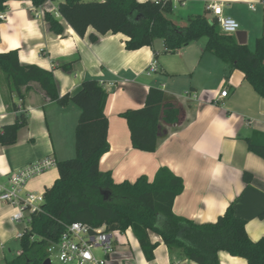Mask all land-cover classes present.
I'll list each match as a JSON object with an SVG mask.
<instances>
[{
  "label": "crops",
  "instance_id": "1",
  "mask_svg": "<svg viewBox=\"0 0 264 264\" xmlns=\"http://www.w3.org/2000/svg\"><path fill=\"white\" fill-rule=\"evenodd\" d=\"M170 1L169 17L177 25L206 11L213 17L208 6L220 3L223 14L239 24L238 32L244 34L250 50L264 34V0ZM45 7H34L30 1L6 2L5 20L0 23V53L16 51L20 64L51 71L60 97L74 94L84 80L99 82L107 93L109 123V151L100 160L101 170L110 171L115 183H132L142 175L152 181L159 168L167 167L183 181V191L172 204L174 215L207 224L232 207L234 216L245 221L250 240L264 237V220L258 218L264 211V160L247 147V140L264 146V99L243 73L205 51L202 42L167 52L163 41L157 39L151 47L129 51L123 34L98 35L92 43L89 35H97L94 29L88 28L85 36L79 37L61 19L65 32L57 36L44 20ZM233 36L237 40L236 34ZM153 62L156 70L149 72ZM64 65H70V71L63 70ZM150 88L161 89L166 100L180 108L178 123L163 126L153 153L132 148L127 123L119 116L127 109L143 107ZM225 89L227 96L220 98ZM19 92L23 98L10 89L0 70V130L13 124L20 112L27 120L14 145H0V184L4 187L14 171L27 165L44 158L56 163L75 157L79 110L70 102L64 106L51 102L36 83L22 86ZM244 173L252 175L249 184L243 180ZM57 178L54 166L28 179L24 192L44 194ZM12 212L0 201V264L21 253V248L12 250L22 231L10 220ZM149 236L158 244L152 261L145 259L129 229L115 236L114 253L107 264H197L180 251H169L160 237ZM218 262L247 264L225 252L218 253Z\"/></svg>",
  "mask_w": 264,
  "mask_h": 264
},
{
  "label": "trees",
  "instance_id": "2",
  "mask_svg": "<svg viewBox=\"0 0 264 264\" xmlns=\"http://www.w3.org/2000/svg\"><path fill=\"white\" fill-rule=\"evenodd\" d=\"M10 0H0V13ZM30 1L41 7L47 0ZM170 0L139 3L136 0H63L55 14L44 13L49 31L63 36V20L79 37L88 28L96 31L89 41L97 42L108 33L123 34L129 51L151 47L157 39L167 52L203 43L204 50L232 69L243 73L253 90L264 99V34L255 42L254 50L240 45L233 35L220 32L215 17L206 11L177 25L170 19ZM1 23V19H0ZM99 35V36H98ZM70 71V65L62 66ZM0 70L7 85L21 98L20 88L36 83L45 96L59 105L72 103L80 112L75 127V157L58 161V178L43 194L40 208L29 215L19 237L21 253L4 264H43L47 247L56 241L64 228L72 223H84L91 228L105 226L106 232L131 229L147 261L153 260L157 243L150 234L160 237L169 251H180L183 257L197 264H219L218 253L225 252L247 264H264V237L249 239L245 221L234 216L228 207L213 223L196 224L172 213V204L183 191V181L167 167L157 170L152 181L144 175L134 182L115 183L110 171H102L100 160L109 151L108 119L105 115L107 93L97 80H84L72 95L60 97L53 73L36 65L19 63L17 52L0 53ZM13 110L18 112L17 107ZM130 132L134 150L153 153L163 133V126L177 124L180 108L167 101L161 89L150 88L143 107L127 109L119 115ZM27 120L20 112L11 125L0 130V145L17 142L18 132ZM248 150L264 160V146L247 140ZM252 175L243 174L245 184ZM106 193V196L102 194ZM264 220V211L259 214Z\"/></svg>",
  "mask_w": 264,
  "mask_h": 264
},
{
  "label": "built area",
  "instance_id": "3",
  "mask_svg": "<svg viewBox=\"0 0 264 264\" xmlns=\"http://www.w3.org/2000/svg\"><path fill=\"white\" fill-rule=\"evenodd\" d=\"M52 0L45 2L46 12L57 15ZM253 9V6L250 7ZM213 17H215L218 28L225 35H235L239 31V24L231 17L223 14L220 3H211L208 6ZM45 13V12H44ZM1 21L5 15L0 13ZM149 72L156 70L155 62L149 66ZM227 96V90H222L220 98ZM55 166L51 158H44L34 164L27 165L14 171L8 179V187L0 184V201L9 205L13 212L10 220L15 223L29 222L31 212L40 208L43 203V194L24 192L25 183L28 179L42 174L44 171ZM128 228L127 230H129ZM126 230V231H127ZM120 232H106L105 226L91 228L84 223H72L64 228L56 241L50 242L47 247V259L53 264V259L59 264H107L114 253L115 236ZM21 236V232L18 237ZM100 250V255L95 253Z\"/></svg>",
  "mask_w": 264,
  "mask_h": 264
},
{
  "label": "rangeland",
  "instance_id": "4",
  "mask_svg": "<svg viewBox=\"0 0 264 264\" xmlns=\"http://www.w3.org/2000/svg\"><path fill=\"white\" fill-rule=\"evenodd\" d=\"M59 1V2H58ZM63 0H53V6H48V8H53L54 7V5H58L60 2H62ZM44 12H46V10L44 11ZM56 16V15H55ZM72 158H74V156L72 157ZM18 226H19V230H22L23 228H24V226H25V223L24 222H22V223H18ZM13 252H15V250H20V245H19V242H16V244L13 246ZM95 253L97 254V255H100L101 253H100V250H96L95 251ZM53 264H59V262L57 261V260H55V259H53Z\"/></svg>",
  "mask_w": 264,
  "mask_h": 264
},
{
  "label": "water",
  "instance_id": "5",
  "mask_svg": "<svg viewBox=\"0 0 264 264\" xmlns=\"http://www.w3.org/2000/svg\"><path fill=\"white\" fill-rule=\"evenodd\" d=\"M236 37H237V40L239 42L240 45H245V36L243 33L241 32H237L236 33ZM102 194L104 195V197L106 196V193L105 192H102ZM43 264H50V261L49 259H46Z\"/></svg>",
  "mask_w": 264,
  "mask_h": 264
}]
</instances>
